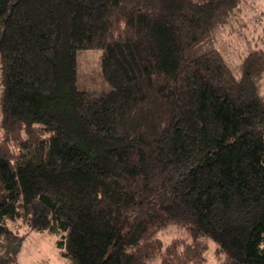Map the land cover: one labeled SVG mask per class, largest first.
Wrapping results in <instances>:
<instances>
[{
  "label": "trees",
  "instance_id": "obj_1",
  "mask_svg": "<svg viewBox=\"0 0 264 264\" xmlns=\"http://www.w3.org/2000/svg\"><path fill=\"white\" fill-rule=\"evenodd\" d=\"M245 2L0 0V264L33 230L70 264H264V51L215 46Z\"/></svg>",
  "mask_w": 264,
  "mask_h": 264
},
{
  "label": "rangeland",
  "instance_id": "obj_2",
  "mask_svg": "<svg viewBox=\"0 0 264 264\" xmlns=\"http://www.w3.org/2000/svg\"><path fill=\"white\" fill-rule=\"evenodd\" d=\"M246 1L248 3L245 2L246 9L242 15H244L245 19L247 17L254 22L252 27L242 25V28H236L233 33L223 32L216 38L215 42V46L231 66L238 64L251 50L262 49L264 51V29L262 28L264 24V0ZM100 59V49H83L77 51L78 88L96 91H106L110 88V85L101 73ZM236 72L237 70H234L235 74ZM1 135L2 131L0 128V137ZM24 231H27V228L21 229V232ZM160 236L165 242H168L172 237L177 236V231L174 227L163 229L160 232ZM56 239V235L49 234L48 232L27 231V235L17 255V263L70 264L69 260L62 256L57 248L55 243ZM213 250L214 244L210 242L207 249L208 259L204 261L201 259H193L192 262L195 264H219L218 256ZM152 264H158L157 260H153Z\"/></svg>",
  "mask_w": 264,
  "mask_h": 264
}]
</instances>
